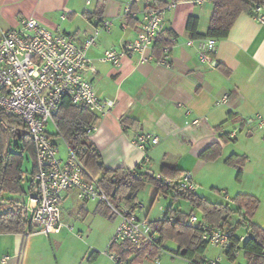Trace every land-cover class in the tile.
<instances>
[{"label": "crops", "instance_id": "1", "mask_svg": "<svg viewBox=\"0 0 264 264\" xmlns=\"http://www.w3.org/2000/svg\"><path fill=\"white\" fill-rule=\"evenodd\" d=\"M164 1L176 3L165 15L162 34L166 38L167 31L176 34L170 45V67L153 62L138 64L135 58H125L120 67L98 61L105 50L121 49L136 37L147 6L145 0L135 4L137 17H130L132 20L124 13L131 0H94L92 5L85 0H0V29H17L24 19L35 18L45 27L82 44L101 21L111 22L110 32H100L97 44L89 51L96 73L85 76L101 99L113 101L114 107L107 114L98 115L96 130L87 138L107 168L132 170L140 165L143 171L157 174L163 166L176 167L192 173L197 181L201 168L209 164L199 158L200 154L212 144L222 142L217 127L235 132V139L236 131L228 129L229 124L259 126L264 121V25L249 14L240 15L228 37L218 41L216 65H208L198 60L199 40L189 37L186 24L189 17H198V31L205 34L214 2ZM149 3L154 4V0ZM225 96L226 102L220 103ZM230 115L240 122L229 121ZM124 119L131 122L124 125ZM55 133H49L52 140ZM143 134L157 136L158 144L148 145L146 151L139 149L134 142ZM30 182L31 178L29 185ZM73 193L65 194L62 212L63 203ZM1 199L21 201L20 196L9 193H2ZM28 237L23 233L0 234V264H28ZM5 257L7 261L1 262Z\"/></svg>", "mask_w": 264, "mask_h": 264}, {"label": "built area", "instance_id": "2", "mask_svg": "<svg viewBox=\"0 0 264 264\" xmlns=\"http://www.w3.org/2000/svg\"><path fill=\"white\" fill-rule=\"evenodd\" d=\"M85 1L87 5H92L94 0ZM138 1L131 0L124 8L126 16L137 17L132 6ZM174 7L176 3L171 2L163 7L145 8L136 37L123 44L121 49L105 50L98 61L120 67L125 58H135L138 64L153 62L170 67L171 47H163L162 55L158 58L154 49L157 39L164 32L165 15ZM253 18L264 25V12L261 8L256 10ZM111 28V22L101 21L95 33L82 44H77L67 34L45 27L35 18L24 19L17 29H0V116L15 117L25 123L35 147L36 168L28 189V203L16 201L26 220L23 233L26 236L60 233L64 196L74 192L83 203L104 204L118 220L111 244L127 246L124 248L126 251H136L141 250L146 243H156L151 221L137 214L143 209L142 204H127L120 196L109 197L98 180L91 178L85 170L81 161L82 149L69 150L68 157L60 159L57 146L47 130L48 125L54 123V117L64 100L76 106H85L96 115L107 114L114 107L113 101L101 99L92 82L85 76L87 73H96L89 51L97 44L100 32H110ZM217 48L218 41L214 38L199 40L198 60L213 65ZM226 100L227 96L220 103ZM263 127L264 121L261 120L259 128ZM95 130L94 126L87 134ZM234 136L235 132L231 133V137ZM158 142L157 136L143 134L138 135L134 143L146 151L148 145H156ZM145 162H148L147 158ZM180 187L192 194L199 190L190 172L184 173ZM225 199L231 202L230 198ZM201 214L197 210L192 211L187 223L202 230V240L208 246L222 251L225 256L230 252L235 260L241 256L250 231L244 229L245 233L238 235L229 227L213 226ZM161 254L162 251L153 260L154 264H160ZM133 257L124 259L115 253L112 259L116 264H132ZM7 259L5 257L1 262ZM137 264H145V261ZM205 264H222V259L206 258Z\"/></svg>", "mask_w": 264, "mask_h": 264}, {"label": "trees", "instance_id": "3", "mask_svg": "<svg viewBox=\"0 0 264 264\" xmlns=\"http://www.w3.org/2000/svg\"><path fill=\"white\" fill-rule=\"evenodd\" d=\"M145 1L147 2L146 8L163 7L169 3L164 0H154V4H150L149 0ZM212 1L214 10L205 34L198 31V17L188 18L186 31L191 39L214 38L220 41L228 37L240 15L245 13L254 17L258 8L264 12V0ZM135 4L132 6L133 11H136ZM128 18L132 20L130 16ZM167 35L168 38L160 35L157 39L154 49L157 58L162 55L163 47L170 46L171 40L176 37L172 31H167ZM217 67L229 75V71L222 65L217 64ZM98 119L99 116L92 113L87 107L76 106L69 100H64L54 117L57 128L55 135L63 138L69 150L82 149L81 161L85 170L91 178L98 180L109 197L120 196L127 204H136L139 191L151 184L157 189L156 197L170 194L175 199L187 201L192 206V211L201 210L205 220L215 227H229L233 233H236L240 228L248 229L250 235L242 247L247 264H264V227L253 222L259 208L257 198L239 194L231 199V202H213L198 193H189L180 187V181L185 172L176 167L163 166L158 174L153 175L143 171L140 165L132 170L107 168L101 162V156L97 149L87 138V131L96 125ZM229 121L240 122L232 115L229 116ZM130 122L128 119L122 121L124 125H128ZM242 125H245V122H242ZM216 129L220 132L222 142L212 144L199 156L202 161L207 163L218 161L223 155V144L226 145L234 139L231 137L232 132H225L223 126ZM238 159V156L233 154L226 159L225 163L235 166L243 164L238 162ZM26 162L31 163L29 171L25 170ZM35 168L34 142L26 124L15 117L0 116V234L25 233L26 220L22 209L17 206L16 201L8 199L4 202L1 197L2 193L18 196L25 194L23 187L25 175L29 172L30 176H33ZM100 206L109 211L104 204H100ZM189 215V213L171 206L164 218L151 222L156 243H146L141 250L136 251L132 249L126 251L124 248L127 246L111 244L110 250L124 259L134 255L131 263L137 264L145 260H154L160 251L167 249L165 242L171 241L177 246V249L172 251L174 256L194 264H205L208 245L202 240V230L187 223ZM225 216L226 219H224ZM232 216L237 218L235 223L229 222ZM113 218L115 217L113 216ZM226 257L229 261H235L231 252Z\"/></svg>", "mask_w": 264, "mask_h": 264}, {"label": "rangeland", "instance_id": "4", "mask_svg": "<svg viewBox=\"0 0 264 264\" xmlns=\"http://www.w3.org/2000/svg\"><path fill=\"white\" fill-rule=\"evenodd\" d=\"M227 127L235 130L237 136L224 147L222 159L201 168L198 182L196 181L199 183L198 193L213 202H225L226 197L233 199L239 194L257 198L259 208L253 221L264 227V127L260 129L257 124H246L244 127L229 124ZM47 130L50 134L55 133L53 123L48 125ZM53 140L57 145L58 157L66 159L69 148L63 138L54 136ZM233 154L237 155L238 162L243 164L227 165L226 159ZM30 168L31 163L26 162L25 170L29 171ZM195 177L197 178L196 174ZM30 178V173L27 172L23 182L25 194L20 195L21 202L28 203ZM156 194L157 189L151 184L139 191L137 201L143 206L137 213L140 217L155 221L163 217L171 206L185 213L192 212V206L187 201L175 199L170 194L159 197H156ZM197 212L203 213L201 210ZM236 220L237 218L232 216L229 222L235 223ZM62 223L58 234L50 237L44 234L28 237V264H116L112 259L115 252L110 250V245L118 220L113 218L110 210L107 211L98 202L83 203L73 193L63 203ZM236 233L243 235L244 228H240ZM165 246L167 249L163 250L159 257L160 264H188L185 259L172 253L177 249L176 244L166 241ZM205 255L209 259L220 257L222 264H247L244 254L235 261H229L222 251L211 246H208ZM145 264L154 263L153 260H145Z\"/></svg>", "mask_w": 264, "mask_h": 264}, {"label": "water", "instance_id": "5", "mask_svg": "<svg viewBox=\"0 0 264 264\" xmlns=\"http://www.w3.org/2000/svg\"><path fill=\"white\" fill-rule=\"evenodd\" d=\"M214 65H216V64L214 63ZM151 174H152V173H151ZM152 175H153V174H152ZM226 218H227V217L225 216L224 219H226ZM251 237H252V236H251Z\"/></svg>", "mask_w": 264, "mask_h": 264}]
</instances>
